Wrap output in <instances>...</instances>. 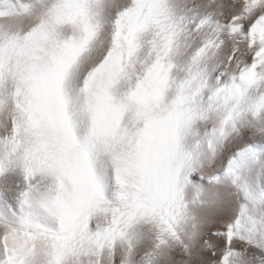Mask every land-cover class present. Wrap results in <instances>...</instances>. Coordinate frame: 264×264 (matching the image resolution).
<instances>
[{
	"label": "snow or ice",
	"instance_id": "obj_1",
	"mask_svg": "<svg viewBox=\"0 0 264 264\" xmlns=\"http://www.w3.org/2000/svg\"><path fill=\"white\" fill-rule=\"evenodd\" d=\"M0 264H264V0H0Z\"/></svg>",
	"mask_w": 264,
	"mask_h": 264
}]
</instances>
